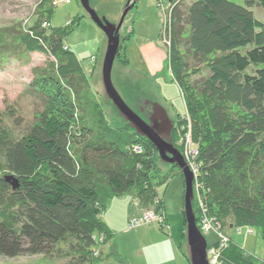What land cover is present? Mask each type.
<instances>
[{"label":"trees","instance_id":"16d2710c","mask_svg":"<svg viewBox=\"0 0 264 264\" xmlns=\"http://www.w3.org/2000/svg\"><path fill=\"white\" fill-rule=\"evenodd\" d=\"M255 7L264 14V0H195L166 15V63L189 115L175 124L173 142L182 151L190 137L191 149L199 152L193 206L203 205L208 234L217 236L208 247L209 261L217 257L216 264H260L225 232L264 231V21ZM37 9L18 44L45 50L56 59L57 73L35 74L31 92L42 96L44 111L23 136L7 120L15 109L0 107V154L10 174L0 177V256L103 264L115 234L101 217L115 196H151L159 153L128 124L127 135L112 126L100 127L101 133L94 122H83L80 105L65 108L58 100L79 96V83L87 79L68 70L75 57L66 43L72 29L52 24L57 6L42 0ZM95 120L104 123L101 115ZM89 174L103 179L95 182L92 175L87 186L82 178ZM162 220V229L169 230L168 217ZM146 223L143 217L140 224Z\"/></svg>","mask_w":264,"mask_h":264},{"label":"rangeland","instance_id":"374dc122","mask_svg":"<svg viewBox=\"0 0 264 264\" xmlns=\"http://www.w3.org/2000/svg\"><path fill=\"white\" fill-rule=\"evenodd\" d=\"M41 1L0 0V107L8 111V107L15 109L13 113L9 112L13 116H8L7 120L18 136L26 134L31 125L39 121L40 112L44 111L42 96L38 92H31L33 78H37L35 74L38 77H48L51 73H57L52 67V64L56 65V59L48 56L45 50L29 46L25 48L18 44V38L24 37L31 19L35 20L37 6ZM52 1L57 6L52 24L55 27L70 25L72 29L66 43L75 57L69 62L68 70L70 74H85L87 79L79 83L82 85L79 86V96L70 93L68 96L71 100L65 95L58 100L65 108L69 107L70 102L80 105L81 114H85L83 122L88 125H93L94 122L96 130L101 132L100 127L112 126L116 132L127 135L130 132L129 126L106 97L102 83V66L108 38L89 18L78 0ZM193 1L195 0H176L171 5L169 0H139L136 6L135 0L131 2L133 9L128 13L120 31L122 49L113 67L112 82L127 105L145 120L152 112V103L160 104L175 124L189 120L181 89L173 81V74L166 63L169 44L165 40L167 33H164L171 23L169 20L167 22L166 15L171 16L178 5L186 10ZM127 3L128 0H91V7L100 16L118 24ZM253 11L257 18L264 21V14L260 10L255 7ZM63 74L59 72L58 76L63 77ZM196 79L191 78V81ZM74 82L76 81L73 80ZM98 115H101L104 123L96 122ZM191 142L188 137V144L182 147L181 153L195 175L198 174L196 160L199 152L191 149ZM141 152L142 149H138V153ZM97 162L104 164L102 159ZM154 166L150 178V188L154 189L151 196L139 198L136 191L115 196L101 217L115 234L104 249L109 258L103 264H191L187 254L185 184L181 170L163 162L160 154L156 155ZM7 175L10 174L4 167L0 154V177ZM92 175L95 182L103 179L89 174L82 178V182L87 186L91 185ZM195 205L199 227L209 244H216V234H208L209 222L204 224L206 216L203 217L200 212L203 205ZM143 217L148 219L146 224H140ZM167 217L170 227L166 221L169 230H164L162 218ZM132 219L139 223L133 228L130 227ZM151 219L159 220L160 224ZM225 232L228 237L235 238L233 240L260 264H264V231L261 228L247 227L240 235L232 233L230 229ZM214 259L212 256V261ZM65 263L66 261L56 258L49 260L44 255L14 259L0 256V264Z\"/></svg>","mask_w":264,"mask_h":264},{"label":"water","instance_id":"95a60500","mask_svg":"<svg viewBox=\"0 0 264 264\" xmlns=\"http://www.w3.org/2000/svg\"><path fill=\"white\" fill-rule=\"evenodd\" d=\"M79 2L89 18L98 25L108 38L107 52L102 66V83L106 97L112 102L119 116L123 118L139 136L154 145L163 162L178 167L181 170L185 182L184 215L187 222L186 237L188 243V258L191 264H211L208 260V239L197 224V217L193 206L195 200V175L187 166L180 149L176 148L174 145V121L169 117L167 111L158 103H152V112L148 114V119L145 120L138 112L127 105L112 82L113 67L121 48L120 31L128 13L133 8L131 0H128L122 18L118 24L108 21L104 16L101 17L97 11L91 7V0H79ZM14 187H16V184H14Z\"/></svg>","mask_w":264,"mask_h":264},{"label":"built area","instance_id":"2783aa9c","mask_svg":"<svg viewBox=\"0 0 264 264\" xmlns=\"http://www.w3.org/2000/svg\"><path fill=\"white\" fill-rule=\"evenodd\" d=\"M137 224H139V223L136 222V225H137ZM201 230H202V229H201ZM202 231H203V230H202ZM211 253H213V251H212ZM210 263H211V264H216V263H217V258H215L214 261H211V260H210Z\"/></svg>","mask_w":264,"mask_h":264},{"label":"bare ground","instance_id":"6f19581e","mask_svg":"<svg viewBox=\"0 0 264 264\" xmlns=\"http://www.w3.org/2000/svg\"><path fill=\"white\" fill-rule=\"evenodd\" d=\"M133 9V8H132ZM137 133V132H136ZM141 137V136H140ZM148 221V219H146ZM152 220V219H151ZM198 224V223H197ZM133 225L136 226V221L133 222ZM186 228H187V222H186ZM188 244V243H187ZM188 254V253H187ZM209 260V258H208Z\"/></svg>","mask_w":264,"mask_h":264},{"label":"clouds","instance_id":"9594fccd","mask_svg":"<svg viewBox=\"0 0 264 264\" xmlns=\"http://www.w3.org/2000/svg\"><path fill=\"white\" fill-rule=\"evenodd\" d=\"M209 249V248H208Z\"/></svg>","mask_w":264,"mask_h":264}]
</instances>
